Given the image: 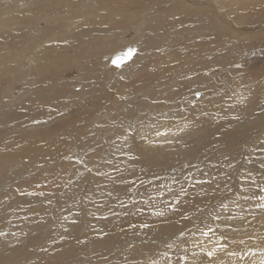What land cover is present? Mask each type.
Masks as SVG:
<instances>
[{
  "label": "bare ground",
  "instance_id": "6f19581e",
  "mask_svg": "<svg viewBox=\"0 0 264 264\" xmlns=\"http://www.w3.org/2000/svg\"><path fill=\"white\" fill-rule=\"evenodd\" d=\"M136 1H138V0H136ZM144 1L146 2V0H144ZM154 1H156V0H154ZM183 1L178 0L177 2H175L176 4L172 8L168 9L166 7L168 10H166L165 7H164L165 8L164 9L161 6L164 9V10H162L163 12L160 11L161 7L159 6L160 7V9H158L159 12L157 11L155 14H153V15L151 14L152 16H155L154 19L152 20L153 17L151 16L152 17L151 21H149L148 17H147L148 22H145L144 25H141L142 27L139 25L140 28L136 27V25H138L140 21L137 22L136 25L134 24L133 28L132 27L131 28L135 29V30H136V28H138V29L136 31L134 30L135 32H133L134 33L133 35H130V36H132L131 39L124 40V42H122V44L123 43L125 44V45L123 44L124 45L123 47H121L122 45L121 46L116 45L117 38L120 39V36L119 37H117L118 35L116 36V34H118V33H114L113 35H105V34L102 35L101 33L105 32L103 29H99L98 31H94V32H97L100 36H96L97 35L96 33H95L96 34L95 36H92V33H94L93 31H89L88 33H83L82 35L77 34V35H79L78 37L74 34V36H76V37L72 38V37H74V36H72L70 38V40H68L69 42L65 43V44H64V42L66 40L65 37H67V34H68L67 32H69V31H67V30L65 31L61 28H60V30L58 28H57L58 30L56 29L57 30L56 34H55L56 37H54V38L51 37L52 33L47 34L49 36V38H47V36L44 34L43 35L39 34V36H37L38 38H36V37L32 38L31 37L30 39L35 40L34 42H36V43L41 41L39 44L35 45V47H34V49L37 52L36 53L34 52L33 58L31 59V57H30V59H27L28 61L25 64L27 66L29 65L32 67V68L31 67L28 68L27 73L24 72V73H26V77L24 74L25 79H27V81H29V79H30L29 77L31 76L32 77L31 79L34 78V81L30 80L29 82H27L23 85H20V83L18 85L17 81L16 82L10 81V85H8L6 87L4 82L2 81L5 79H0V131H3L5 129V126H6L5 130L14 129V127H16V126H14V123H17L18 121L20 122V120H21L20 123L25 124L27 122V120L25 119L26 121H22V120H24V118H28L29 121H31V120H42L43 121V119H48L49 116H53V114H55V112L63 111L64 107H66L65 109L68 110L67 107L75 106V109H71V110L69 109L67 111V113L70 112V114L65 115L64 118L56 121L55 123L46 124L43 126H37L39 128L34 127L33 129H29L27 132V136L31 137L32 143H30L29 148L25 151L23 149H21L23 151H16V150H11L7 147L5 148V146L3 144H1V143H3L2 140H4L5 137L4 136H3L4 138L0 137V152L2 150V153L0 155V239L4 238V239L0 240V248L2 249V247L4 245L5 246L8 245L7 242L12 240L11 243L8 242L12 246H11L10 252L7 255L3 254L4 250L3 251L0 250V264H26L27 261H31L32 263H30V264H67V263L70 264L71 261H73V260H75L76 264H78V263L79 264H90V261H92V260H96V262L93 264H99L101 262H104V260H109L110 259L109 256L113 253H115L116 256L115 255L114 256L116 258H114V256H112L113 257L112 261H116V262L120 263L122 261L127 262L128 259L134 261L133 258L139 256L141 253L144 254V255H142V257L145 258L146 255L148 254V252H150V251L153 252L156 249L155 247L160 243L162 244L159 246V251L161 252L160 254H163L164 250L166 253H165V255L159 256V258H156V257L153 258L154 260L150 264H167V262L170 263L171 261H173L172 260L173 256H171L172 255L171 250L169 251V247H168L170 244L169 242H170L171 238L182 237V236H179L181 231H183L184 234L185 233L189 234L190 228H189L188 221L185 220L183 217L187 216L189 218L190 215L193 213V209L197 206V204L199 202V199L197 197L190 198V196H191V194H194V193L197 194L200 197V204H202L204 201H206V197H208V193H209L208 191H211L213 189V182L215 181V179L212 177L213 174H212V176H210L209 173L211 172V170L212 171H215V170H214V168L213 169L209 168V169H207L209 171H205V170L200 171L198 178H197V176L193 177L194 180L192 181L191 185H193V183H194V185L191 187L187 186L188 189H186V190H188V191H186L184 193L181 192V189L183 188L185 190V188H186V187H184V183H186L185 182L186 179H184V178H186V176L185 177L183 176L181 178L182 175L180 174L181 176L172 180V182H170L171 179L165 180L163 178L164 179L163 180L161 177L164 176L165 174H166V176H168V174L172 175V173H173V175L174 174L178 175V173L173 172V170L175 171V169H173V168H174V165L176 167L177 164H179L180 162L177 164L174 163V165H171V164L174 162V159L176 158V156H178V154H179V156H181V154L184 155L186 153H189L192 150V145L194 146V144H192V143L194 142V137L197 135V130H199V131L201 130V137L204 140L206 137L209 139L210 136L212 135V134H210L212 132L209 129L208 130H206V128L203 129L201 126H200V128L196 129L199 125H195V123H196V120H203L204 119L209 124L211 122V126L215 128V126L212 125V123L214 122L213 117L215 116L214 111L212 113L214 115L213 117L211 115L209 116V112L211 109H213L215 107L216 104L225 102L223 99L224 95H220L219 91L225 92V91H229V90H235L233 87H231V85L228 86V84H226V83L224 84V79L228 78V76L231 75V73L226 74L228 69H226V71H224V69L231 67V66H233V64H235V61H236L235 58L238 57L237 53L238 54L244 53L243 56L247 53L246 54L247 56H245L244 59L245 58L249 59L251 54H253L254 56H257L259 51H260V47L257 48V46H259L258 45L259 43L257 42L258 40L256 41L257 43L254 41H253V43H251V40H250L249 44H250V46L253 47V49L250 47L244 46L242 43V45L241 44L239 45L242 49L239 48V46H237L236 49L230 48V50L231 49L234 50L233 53H231V52H229V54L226 53L223 58H216V57L212 56L213 59H211V60L207 59L206 61H202V63L200 61L197 63H192L193 61L190 62V60H189L190 54L196 53L197 55H199L198 52L200 50L198 47H200V45L203 47V44L205 42H208L212 38L217 40V37H216L217 33H218L219 37H221V39H222V35L228 33L229 28L227 26H225L224 23L218 24L217 21L211 22L212 20L210 21V19H206L207 15H205V17L204 16L202 17L203 14L199 15V14H201L200 12H203L201 7L193 6V4L188 3L187 0H183ZM212 1L215 3L214 0H212ZM62 2H65V1L62 0ZM141 2L144 3L141 0V1H139L140 5H141ZM154 3L157 4L158 2L156 1ZM211 3L212 2H210V4ZM219 3L222 4L221 2H219ZM129 4L131 7L125 5L124 8H122L120 10L121 16H123V18H125L127 20L130 18H132V20H133L134 18H136L138 16L137 15L138 11L144 10L146 8V6H145L146 3L144 4L145 7H139V8H141L140 10L134 9L133 6H135V5L133 4V2L132 3L129 2ZM147 4H148V2H147ZM55 5H57V4H55ZM151 5H153V4H151ZM152 9H154L152 6L151 7L148 6V12L146 10V13H149V12L151 13ZM176 10H177V12L174 13V11H176ZM217 10H218V8L216 9V11ZM225 10H226V8H225ZM36 11H38V10H36ZM212 11L214 12V10H212ZM212 11H210V14H208V16L213 15V14H211ZM222 11H224V10H222ZM257 12H258V9H257ZM118 13H120V12H118ZM143 13H145V12H143ZM203 13L205 14V12H203ZM225 13H226L227 17H229L228 12H225ZM230 13H233V12H230ZM253 13L256 14L255 11H253ZM253 13H251L250 15L254 16ZM181 15L183 16V18L190 17L191 21L195 19L194 18L195 15L199 16V18L196 17V18H198L197 20L195 19L196 20L195 21L196 26L194 28H191V30L185 29V32L189 31L186 34H188V33L191 34V32H192L193 34H191V36H195V38H190V36H187L185 34H183V35H185V37L182 36L180 25L183 21L181 19ZM222 16H224V15H222ZM252 16L247 18L246 21L250 22L252 24H255V26H256L257 25L256 23L259 22L258 19L260 17L258 15H257L258 17L257 16L252 17ZM230 17H231V15H230ZM235 17H234V21L232 20L233 18L231 20L237 26L238 24H241V22H239L240 21L239 17H237V16H235ZM261 18H263V16ZM172 19L174 20V23H172V24H175V26L172 27L173 31L171 32V28H168L169 25H167V24L170 23ZM188 20H186V21H188ZM208 20L210 22H208ZM10 22H11V19H10ZM129 22L132 23V21H130V20H129ZM218 22H220V21H218ZM37 23L38 22H36V24ZM260 23H261V21H260ZM1 24H3V22ZM140 24H142V23L140 22ZM215 24H217L219 26H217ZM17 26H19V24ZM128 27H126L127 30H128ZM251 27H252V25H251ZM8 29H10V28H8ZM113 31H114V28H113ZM118 32L120 33V31H118ZM124 32H125V35H127L126 32H128V31L124 30ZM123 33H121V34H123ZM196 33L197 34L199 33V34L196 35ZM200 33H202L204 35V38H202V39H205V41L201 39L203 44L200 42ZM69 34H71V33H69ZM180 34H181V36H180ZM19 35H21V34H19ZM21 36H23V35H21ZM90 36H91V39L95 38V42H97L96 45H95V42L92 43L90 41L91 40L89 38ZM69 37H70V35H69ZM170 37H171V40L167 41L166 42L167 44L163 43L164 40L166 41ZM172 37H175V38L172 39ZM182 37L185 38L184 39V42H185L184 45H186V52L188 53L186 55L178 51L180 48H178L179 45L176 43V41L178 39L181 40ZM105 38H107V41L105 40ZM128 38H130V37H128ZM30 39H28V40L31 41ZM121 39L123 41V38H121ZM53 40H56L55 41L56 44L51 43V41H53ZM59 40H61V41L64 40V41H63V43H61V41H59ZM252 40H254V39H252ZM109 41H110L109 44H106V43L104 44V42H109ZM31 42H33V41H31ZM48 42H50V43H48ZM100 42L103 43L105 48H109L107 50H104L102 53L100 52L102 54V55L101 54L100 55L103 56V58H104V56L106 57L105 61L102 62L101 66L104 67V70L107 71V72H104L107 75L110 73L111 74L114 73V75H115V73H117V76L112 77V78H114V80L111 83L114 82V85L116 87L115 90L119 91L120 94H123V98H124L123 100L118 99L117 97H119V96L117 94H116L117 96H111V92L104 89V87L106 86V85H104L105 80L107 83L109 75L106 76L107 77V79H106L105 75H104V77H102L103 75L98 74L100 79H102V83H103V81H104V83L102 85L101 84L96 85V87H95V84H97L96 80H98L99 78L98 77L94 78V76H90L89 78L87 77L88 80L86 81L87 84L85 85L87 88H85V86H84V88L82 87L83 88L82 90H77V91L73 90V91L69 92L66 90L67 89L66 86H68L70 83L72 84L74 81L68 82L70 80L65 81L64 79H66L68 77L70 78L69 75L72 74L71 72L68 73L66 70V71H64V73L62 71H59L58 73H56L54 75H50L51 73H49L48 71L45 70V68L49 67L50 64H48L47 62L45 64L35 63L36 60H38V59L40 62H42L44 56L48 52L57 51L58 50L57 47L61 48L60 50H58V52H61V53L64 52L65 53L64 50H69L68 47L74 49L75 45L87 46V45L91 44L92 46L88 48L89 50H91V49H94L96 47L101 48L102 44H98ZM221 42H222V40H221ZM217 43H218V41H217ZM6 44H9V43H6ZM129 44H132V46L136 47L135 52L133 53L132 57L130 59H124L121 62L120 67H115L113 62L111 61L112 55L116 52L122 51ZM8 46H10V44ZM11 46H12V44H11ZM117 46L119 48L120 47L121 48L118 49ZM63 47H66V48L62 49ZM170 47H173V48H170ZM100 48H98V49H100ZM102 48H103V46H102ZM169 48L171 50H169ZM203 48H205V47H203ZM23 50H25V48H23ZM166 50H168V51H166ZM196 50H197V52H195ZM143 51H151V52L147 53V54L145 53V56L144 55L142 56ZM157 51H159V52L156 53ZM90 52H92V50L89 51V53ZM85 53H86L85 48H83V51H81L82 56H80V54H79L78 57L77 56H75V57L71 56L70 58H67L66 54H62L59 57V59H60L59 62H62V61L69 59V61L71 63L78 64V62L75 63V61H77L78 58H81V57L83 59ZM19 56L21 58V55H19ZM14 58H17V57H14ZM97 59H99V58H97ZM100 59H102V57H100ZM19 60L17 59L16 62L19 63L20 62ZM34 60H35V62H34V64H32ZM80 62L81 61L79 60V63ZM94 62L95 63H93V64H96V61H94ZM182 62H184L185 65H187L188 68H190V69H192L193 66L195 67L196 65H199V64L202 65L203 70L201 71V73H204L206 70L208 71V72L204 73V75L206 77L200 75L196 79L195 76L191 72H189L190 69H187L185 71L187 77L184 78L183 82H182V79L180 78L181 82L174 84V80H171L170 81L171 84H168L169 78H176L179 75L177 73H172L170 76V74H169L170 71L176 66H178L177 68L180 69L181 64L180 65H178V64L182 63ZM13 63H15V62H13ZM21 64H23V63L21 62ZM80 64H78V65H80ZM71 65H73V64H71ZM86 65L87 64H85V66ZM96 65H98V64H96ZM96 65H93L92 68L93 69H94V67L96 68ZM21 66L19 64V67H21ZM58 67H60V66L58 64H56L55 68H58ZM74 67H76V66H74ZM80 67H83V64H82V66L80 65ZM26 68L24 67V69H26ZM95 71H96V69H95ZM61 72L63 73V74H61L62 77L59 76V73H61ZM74 72H75V70H74ZM101 74H103V73H101ZM188 74H191V76L192 75L193 76L188 78V76H190ZM207 75H211V77H207ZM118 76H122V79L120 77L121 80L119 82H118L119 79L117 78ZM212 77H214V78H212ZM16 79H18V78H16ZM54 79H55V81L58 80L61 82L64 80L67 83L62 82V84L59 85L60 86L59 87V86L52 84V81ZM72 79H74V78H72ZM5 81H8V80L6 79ZM216 81L220 82L219 86L222 84L225 85L226 90L224 88L221 90L216 89L214 84H211V83L216 82ZM253 81H252V83H253ZM79 82L81 83V79H80V81H77V82L75 80L74 83H79ZM82 82L84 83L85 81H82ZM99 82H100V80H99ZM232 83H234V80H232ZM121 84H123V86ZM89 85H91L90 90L88 89ZM153 85H155L154 89H153ZM71 86H69V88L74 87V85L72 87ZM174 86H176V87H174ZM249 87L251 88V86H249ZM249 87H247V89H245V93L247 91L250 92ZM263 87H258L257 83L252 84V88L254 90H256V92L258 90L259 93H262V94H260V96L264 95V88ZM30 88H33L32 91ZM173 88H176L177 92L173 91ZM184 88H186V89L184 90ZM181 90L186 91L188 94L186 92L181 91ZM197 92H200V96H198L196 98L193 95L196 94ZM184 93H186V94L184 95ZM245 93L242 94V93H235L234 92L233 95L231 94L232 95L231 103L228 102L227 105L228 104H230V105H228V108H226V110H228V111L231 110L232 112L238 111L239 109H242V112H243L244 108L247 109V111H249L248 117L246 115L247 118H245L249 124H243L242 123L243 125H245V127L242 130H246L245 132L247 134L245 132H244V134L239 133V134L243 135V136H241L242 138L239 139V142H244V143H245L246 138L249 140L250 139H254V140L258 139L260 137L261 133H263V131H261L262 127L260 125H264V106H262V105L260 107L258 106L257 108H254L255 112L250 113V107H248L247 104L251 105L250 103H251V101H252L251 99L253 97H251V99H247L248 98L247 96H249V94L246 96ZM154 94H156V95H154ZM189 94L191 95L190 97H188ZM76 96L77 97L78 96H82V97L85 96V99H84V101L82 98H80L79 100L78 99L76 100L75 99ZM253 96H254V94H253ZM60 97H65V99H67L70 102L69 105L61 107V109H60V107H57V103L60 105V103H59ZM255 98H256V95H255ZM103 99H104V101H103ZM185 99L189 100V102L192 101L195 104H191V106L186 107L185 104L182 103L183 101H185ZM243 100H244V104H243V102L241 104L240 102ZM255 100L256 99H254L253 103L257 102V100L256 101ZM108 101H110V103L104 107L105 108L104 113H106L107 115L104 116L105 114H103V110L100 111V107L98 108L96 106L98 104H104L105 102H108ZM253 103H252V105H253ZM86 104H89V106L92 104V106L95 107V109H97V111H91L90 112L89 109L86 107ZM200 104L202 105L201 107H203V109L201 107H199ZM60 106H62V105H60ZM219 106H221V104H219ZM6 107H10V108H12V110L10 112L9 111L3 112V109H5ZM46 107L49 108V110L51 112L50 114H47L45 112ZM197 107H199V108H197ZM222 107H223V105H222ZM26 108H28L27 111H25V112L21 111V109L26 110ZM248 108H249V110H248ZM65 109H64V111H65ZM191 109H192V112H189ZM73 110H76L77 112H75ZM223 110H225V109H223ZM207 111H209V112H207ZM239 112L241 113V111H239ZM239 112H237V114H239ZM220 113H218V114H220ZM210 114H211V112H210ZM151 115L153 116V118H151ZM228 115H230V114H228ZM228 115H226V116H228ZM55 116H57V115H55ZM102 116H104L105 118L101 119ZM222 117H224V116H222ZM230 118H231V116H230ZM47 121L48 120H46V122ZM100 121L105 123V125H101ZM95 122H96V124L99 125V128L97 129V131H99V133L102 134V135L100 134L101 137L104 134H108V136L105 138V140H103L102 138L100 139V137H98L97 135H93V134H92V136L90 135L91 139L88 136L89 132H91V130H92L90 128L94 127ZM48 123H50V122H48ZM240 123H241V121H240ZM240 125H238V126H240ZM218 127H219V125H218ZM83 128H86V129L84 130ZM257 128H258V132L261 131L258 136H256L255 138H254V136L251 137L252 135L248 136L249 133L255 132L253 130H255ZM81 132L87 134L88 138L90 139V140L88 139V141L85 139L87 141V143H85V141L83 142V144H85V147L83 149H90V146L92 147L93 145L95 147H100V148H97V151L93 155L88 154L85 157V159H78V158H76V155L74 154V153H77V147L73 144V141H77V140L85 137L84 136L81 138ZM232 132H233V130H232ZM1 133H3V132H1ZM157 133H160V134L158 135ZM219 133L221 134L222 137H224V138H222V140H220L223 143V145L226 146L227 144H224V143H229V142L233 141L231 139L227 140V138L232 136L229 131L220 130ZM216 135L219 136V134H216ZM95 136H97L98 138ZM26 137H25V139H27ZM70 137H72V138H70ZM15 138L18 139V136ZM72 139H73V141L69 142V140H72ZM115 139L118 141H116ZM110 140H113L111 145H110V142H111ZM94 141L96 143H94ZM211 141H212V138H211ZM22 142H23V140H22ZM68 142H69V144H67ZM78 142L81 143L82 141H78ZM195 142H198V141H195ZM234 142H236V141H234ZM16 143H18V141ZM77 143L75 142V144H77ZM99 143H102V147ZM104 143H105V145H103ZM63 144H65V148L59 147ZM96 144H98V145H96ZM205 144L207 145V143H205ZM217 144H219V143L217 142ZM11 145L13 147L15 145V142H14V144H11ZM70 145L72 147L68 148L67 151L65 153H63L66 150V148ZM223 145H222V147H223ZM245 145H246V143H245ZM209 146H210V144H209ZM217 147L221 148L220 144ZM246 147H248V144ZM211 148H212V145H211ZM211 148H210V150L212 151ZM102 149L105 150V153H104V155L99 156ZM204 151L206 152L207 150L204 149L202 151H196V149H195V151H194L195 153L193 152V155L195 154L196 159L190 161V165L192 164L194 166H197L204 161L203 159H207L208 157L205 158V156H204V158H201V156H203V155L199 153V152H203V154H204ZM249 151H250V147H248L246 149V154H248ZM221 152L217 153V154H219V157L214 159L216 161L215 163L211 162V161H213L212 159H209V162H211V165H214V166L216 165L217 167H220L219 170L222 169V167L224 168L225 165H227V164H225V160L228 162H230L229 160L233 161L234 155L236 156V151L233 150V148H231L230 146L225 149V151L222 153L223 154L222 156H220ZM255 152L260 153L261 151L258 152L257 150H255ZM60 153H62V155H65L67 153L65 155V157H68L69 161L68 160L67 161L62 160L61 162L57 161V160L55 161V159L58 158L60 160V158L62 157V155L61 156L59 155ZM134 154H137L138 156L143 157L145 159L144 162H145L146 169L144 168V173L147 174L145 177L146 179H144V176H143V179H141L140 181L138 180V182L140 183L142 181L143 184H144V182L147 183V191L150 193V195H152V197L154 196V203H158L159 205H162L163 209H162V211L160 210V212H159V210H157L158 211V213H157L155 206L152 205L155 208V210H154L152 208V206H149V204L145 203L146 205L149 206V207L145 206L146 209L152 208L153 211H155V212L152 213V212H147V210L146 211L142 210L143 212L145 211V213L147 212L146 216L140 217V215H139L140 213H138L137 214L138 216L134 217V218L140 220L141 223H139V221H137L135 219L134 220L133 219H128V220L126 219L127 220V222H126L127 227L124 225L123 229L113 228V225L114 224L116 225L117 221L120 222L122 216H124L127 212L129 213L133 210V206L128 204L129 201H128V203H126V200L128 198H124V196L130 192H132V193H130L131 195L138 193V190L136 188L142 187V185H139L136 188L135 187L133 188L131 184H130V186L125 185V187H123L119 184L120 183L119 180L121 178H123L124 176L127 177L128 170L130 173H132L131 169L133 167L131 168V166L134 165L136 162H141V160L137 156H136V158H138L139 160H134V157H133ZM143 154H144V156H143ZM146 154H147V158L145 157ZM156 154H158V155H156ZM198 154H199V156H198ZM206 154L208 156V153H206ZM238 154H239V152H238ZM130 155H132V156H130ZM151 155H152L151 160H152L153 164L154 163L159 164L160 162H158V159L163 160L162 159L163 157L161 158L160 155L164 156V158H165L164 160H167V161L164 162L162 165H159L158 167H151L150 168L149 164L151 162L149 161V159L151 158ZM102 156H103V159H102ZM209 157H212V156H209ZM236 157L239 158L240 156L237 155ZM25 158H30L32 160L35 158V161H34V163L33 162H29V163L23 162L24 164L20 166L21 169L19 168V166L18 167L15 166V168L12 170V177H10V176L8 177L7 171L10 168V167H8V165L11 164L12 162H13V164H16L18 162L20 163V161H18V160H23ZM256 158L257 157H254V159H256ZM177 159L179 160V158H177ZM239 159H241V157ZM242 159H243V156H242ZM260 159L263 160V158H260ZM131 160H133V161L130 162ZM236 161L239 162V160H236ZM253 162H254V160H253ZM86 165H87V167H86ZM155 165L156 164H154V166ZM40 166H43V168L40 169L39 168ZM84 167H86V168H84ZM137 167H139V166H137ZM253 167L258 169L259 174L261 173L259 171V169L264 170L263 168H261V163L260 164H258V163L254 164L253 163ZM87 168H89V172H87L86 174H83V176L81 175L82 177L77 176L76 177L77 179H75V178L71 179L75 174H78L79 172L86 171ZM255 168H254V170H255ZM182 169H183V167H182ZM240 169L238 171H240ZM90 171H91V173H90ZM33 172H34V174H32L31 178L25 179V180H23L21 178V177H24L23 175H25L27 173L31 174ZM92 172H94V173H92ZM134 172H136V171H134ZM220 172H221V170H220ZM96 173H98V180H97L98 183H96V185H95L96 187L93 186L94 189L89 188V189L95 190V192L92 191V192H94V194H93V197H91V196H89L90 190L88 188H86L88 190H85L83 192H81V191L85 188V186H87L86 185L87 180L90 178L94 179ZM115 173L117 175H114ZM130 173H129V175H130ZM139 173H140V171H139ZM80 174L81 173H79V175ZM141 174H143V173L141 172ZM253 174L254 173H252V176H253ZM263 174H261V175L263 176ZM9 175H10V173H9ZM55 176L59 177L58 182L60 183V185L58 184V186L56 188H54V185L56 183L52 187H51L52 183L50 185V182L55 178ZM118 178H120V179L117 180ZM141 178H142V175H141ZM152 178L155 181H157V183L155 182L154 184H152V183L150 184L149 180H153ZM169 178H171V177L169 176ZM224 178H222V179H224ZM129 179H131V178H129ZM136 179H138V178H136ZM146 180H148V181H146ZM191 180H192V178H191ZM261 180L263 181L262 177H261ZM13 181L15 182V184L12 183ZM117 181H118V183H117ZM134 181H135V179H134ZM61 183H64V184L62 185ZM135 183H136V181H135ZM135 183H133V184H135ZM10 184H13L14 187L13 186L11 187ZM65 184H67L68 187H66ZM78 184H79V186H78ZM170 184H172L173 186H171ZM9 185H10V188L8 187V189L5 190L6 186H9ZM209 188H212V189L209 190ZM130 189H132V190H130ZM199 189H201L203 192H197V190H199ZM154 190L159 191L160 193L153 195ZM29 191L31 192L30 195L28 197L25 196ZM52 191H53V195H52ZM107 192L109 194V197L111 194L114 193L113 197L109 198L106 195ZM57 194H60V195L62 194V196L60 198H57L56 197ZM116 194H118V196ZM186 194H188V196H186ZM211 194L212 195H210V196L213 197L215 193H211ZM131 195H128V197H130ZM74 196H76V197H74ZM104 196L107 197V200H109V201L111 200V203H107L106 199H102V200L100 199L101 197H104ZM114 196H116V197H114ZM95 197H96V200L98 199V202L99 201L101 202L100 208L101 207L104 208V204H103L104 202H106V206L109 205L108 207H110L111 212H113L112 219L111 218L108 219L110 217L109 215H112V214H109L110 209H108L107 207H106V209L104 208V211H103V209L98 210V211L96 210V213H92L90 208L92 207V209L95 210V208L92 205L95 202L93 200V198L95 199ZM130 198H132V200H134V196H131ZM65 199H69V202H70V203H68L69 205L66 204L67 201ZM136 200H138V199H136ZM243 200H245V199H243ZM147 201L148 200H146V202ZM228 202H230V201H228ZM254 202H256V201H254ZM171 203H174V207L172 208L173 210L169 207L170 206L169 204H171ZM256 203H254L253 205H255ZM64 204H66L67 207L65 205L66 208H64V210H63L62 208L64 207ZM121 204L125 205V206L128 205L129 206L128 209L129 208L130 209L129 210L127 209L128 210L127 212H126V210H124V211L120 210L121 212H119L117 206L121 205ZM142 204H141V206H142ZM158 204L157 205L155 204V205L158 206ZM89 205H90V207H89ZM137 205H140V203ZM225 205H227V204L225 203L223 206L224 211H232V210H237V209L241 208V206L237 207V205H234V203L232 204V202L228 203V206H226V207H225ZM241 205H243V206L246 205V208L248 207L247 204H241ZM248 205H250V203H248ZM251 205H250V208H251ZM40 206H41V208H40ZM53 206L54 207L56 206L57 211H59V213H62V215L57 216L58 214H57V212H55ZM138 209H139V207H138ZM140 209H143V208L140 207ZM69 210H72L74 212L69 211ZM149 211H151V210L149 209ZM240 211H242V210H239V211L233 212V213H225L220 218V221L223 223L218 224L221 227L220 231L222 232V234L224 236L228 235L227 230H230V231L235 232L236 234L243 233L244 235L248 234L251 237H255L252 239H248V240L244 241L243 243L240 242V245L243 247L251 248V249H249V251L247 253L248 257L250 259L253 257H257L261 262L262 260H264V246L261 245L262 240H264V232H261L260 230H258V233H256V231H253L251 229V226L247 227V228H241L240 223L238 224V223L234 222V221H237L240 219V213H239ZM248 211L253 213V215H254L253 219H255L256 222L258 221L259 227H261V225L264 226V221H262V219H260V220L256 219V217L264 216V202L259 204L257 206V208L253 207V208H251V210H248ZM93 212H95V211H93ZM82 213H84V214L86 213L87 217H89V218H83L82 219L81 218ZM164 213H165V215H164ZM28 214L34 215V218H33L34 220L32 219L31 216H29L31 218L28 217L25 219V217L28 216ZM133 214H135V212ZM133 214H132V216H133ZM130 215H129V217H132ZM74 216L77 219L73 222L75 224L72 225V223H71V227L69 226L70 228H68V229L65 228L69 225V220L71 218H73ZM155 216H159V217L168 216L169 221L164 219L162 221L153 223L155 221L153 219ZM11 217H14V221L12 220L13 223L16 221L19 222V223L13 225V227L15 228L13 230V233L3 231L5 229L4 224H7V220H9ZM90 217H91V220L93 222L92 227H94V229L91 231H92V233L94 231L98 232V233L94 232L97 235H94V234L92 235V233L90 231ZM137 217H139V218H137ZM127 218H128V216H127ZM172 219L174 220V222L172 221ZM112 220L114 222H112ZM12 221L10 219V222H12ZM110 222L114 223V224H112V226H110L112 229L111 228L108 229L109 231L112 230V232L110 231L109 233H106L107 230L105 228V224H106V227L108 228V225H110ZM53 223H55V224H53ZM120 223H122V222H120ZM142 224H144V225H142ZM229 224H234V227L226 229V227L229 226ZM9 226H11V225L9 224ZM53 226H55V227L53 228ZM82 226H84L86 228V231L84 233H81V231H83V230L79 231V229H81ZM51 228H53V230ZM140 229H141V232H140ZM250 229H251V232H248ZM47 230H48V232L46 233ZM133 231H134V233H133ZM136 232H139V233H136ZM10 233H11V235H10ZM88 235H90V236H88ZM11 236L13 237L12 239L9 238ZM22 238H25L26 241L23 242ZM207 239H209V238L205 237L203 235H200L198 238V240H201V243H204V240H207ZM14 241H15V243H14ZM18 241H20V242H18ZM174 245L175 244H173L171 246H174ZM180 245H182V243H180ZM184 245H186V244H184ZM223 245H225V243H223ZM12 247H14V248H12ZM245 250H247V249H245ZM245 250H243V251H245ZM216 252L217 253L214 255V256H216L215 259H218V260L222 259V261H224V262L221 264H228V262L230 261V257L226 258V252L218 251V250ZM187 255H191V251H188V253H186V256ZM192 255H194V252L192 253ZM102 256H104L103 260H102ZM92 257H94V259H92ZM183 257H185V256H183ZM86 261H89V262L86 263ZM195 261H196V259H195ZM128 262L130 264H134L130 261H128ZM106 263H107V261H106ZM234 263L235 262H233V260L230 262V264H234ZM244 263H248V262L246 261Z\"/></svg>",
  "mask_w": 264,
  "mask_h": 264
},
{
  "label": "rangeland",
  "instance_id": "374dc122",
  "mask_svg": "<svg viewBox=\"0 0 264 264\" xmlns=\"http://www.w3.org/2000/svg\"><path fill=\"white\" fill-rule=\"evenodd\" d=\"M36 1V2H35ZM43 1V2H42ZM45 1V2H44ZM60 1V2H59ZM63 1H65V2H62V0H0V24L3 22V24H1L0 26V79H7L8 81H5V80H2L3 82H4V84H5V86L7 87L8 85H10V81H17V83H18V85H19V83H20V85H23V84H25V83H27V82H29L30 80L32 81H34V78L33 79H31L32 77L30 76L29 78V81H27V79H25V77H26V73L28 72V68H30L31 66H27V65H25L26 64V62L28 61L27 59H30V57H31V59L33 58V54H34V52L36 53L37 51L34 49V47H35V45H37V44H39L40 42H38V43H36V42H34L35 40H32V39H30L31 37L32 38H38L37 36H39V34L40 35H46L47 36V38H49V36L47 35V34H51V37L52 38H54V37H56V31L59 29L60 30V28L61 29H63V30H67V31H69V32H67L68 34H67V37H65L66 38V40H65V42H64V44L65 43H68L69 41L68 40H70V38L72 37V36H74V34L78 37L79 35H82L83 33H88L89 31H98L99 29H103L105 32H102L101 34L103 35V34H105V35H113L114 33H118V34H116V36L117 37H119L120 36V39L119 38H117V43H116V45H122L121 47H123L124 45L122 44V42H124V40H129V39H131L132 38V36H130V35H133L134 33L133 32H135L138 28H136V30L135 29H132L133 28V26H134V24L136 25L137 24V22H141L142 24H140V22H139V24L138 25H136V27H139V25L141 26V25H144V23L145 22H148L147 21V17H148V20L149 21H151V18H152V20L154 19V17L155 16H152L153 14H155L157 11H158V9H160V7L162 6L163 8L165 7H167L168 9L169 8H172V7H174V5L176 4L175 2H177L178 0H156L158 3L156 4V3H154V2H156V1H154V0H146V2L144 1V0H142L144 3H142L141 2V5H140V3H139V1H141V0H138V1H136V0H63ZM114 1V2H113ZM123 1V2H122ZM130 3H132L133 2V4L136 6H133L134 7V9H136V10H140L141 8H139V7H145L146 6V8L144 9V10H140V11H138V13H137V17L136 18H134L133 20H132V18H130V19H125V18H123V16H121V9L122 8H124V6L126 5V6H129V7H131L130 6V4H129V2ZM154 1V2H153ZM166 1V2H165ZM180 1V0H179ZM181 1H183V0H181ZM215 1V3L212 1V0H187V2L188 3H191V4H193V6H198V7H201L202 8V11L203 12H205V14L203 13V12H200L201 14H199V15H202V17L204 16L205 17V15H207L206 16V19H210V21L211 22H215V21H217V23L218 24H220V23H224L225 24V26H227L228 28H229V31H228V33H226V34H224V35H222V39H221V37H219V35H218V33L216 34V37H217V40L216 39H214V38H212V39H210L208 42H205L204 44H203V42L201 41V39L202 38H204V35L202 34V33H200V42L203 44V47H205V48H203L201 45H200V47H198L199 48V52H198V54L199 55H197L196 53L194 54V53H192V54H190V56H189V60H190V62H192V63H197V62H201L202 63V61H206L207 59H209V60H211V59H213L212 58V56L213 57H216V58H223L224 57V55L227 53V54H229V52H231V53H233V49H231L230 50V48H234V49H236V47L237 46H239L240 44L242 45V43H243V45L244 46H247V47H250V48H252L253 49V47L252 46H250V40H251V43H253V41L254 42H256L257 40V42L259 43L258 45L259 46H257V48L258 47H260V51H259V53H258V55L257 56H254L253 54H251L250 55V58L248 59V58H245L244 59V57L245 56H247L246 54L243 56V54L244 53H240V54H238L237 53V55H238V57L237 58H235L236 59V61H235V64H233V66H231V67H228V68H225L224 69V71H226V69H228V71H227V73L226 74H228V73H231V75L230 76H228V78H225L224 79V84L226 83V84H228V86H230L231 85V87H233L235 90H229V91H225V92H223V91H219L220 92V95H224V101L225 102H222V103H219V104H221V106H219V104H216L215 105V107L213 108V109H211L210 110V112H211V114H210V112L209 111H207V112H209V116L211 115L212 117L214 116L212 113H213V111H214V114H215V118L213 117V119H214V122L212 123V125L213 126H215V128L214 127H212L211 126V122H210V124L206 121V120H196V123H195V125H199L196 129H198V128H200V126L204 129V128H206V130H210L212 133H210V134H212L211 136H210V138L208 139L207 137L205 138V140L201 137V130L199 131V130H197V135L194 137V142L192 143V144H194V146L192 145V150L189 152V153H186V154H184V155H182L181 154V156H179V154H178V156H176V158L174 159V162L171 164V165H174V163H179V164H177V166L175 167V165H174V168L173 169H175V171L173 170V172H175V173H178V175H176V174H174L173 175V173H172V175L171 174H168V176H166V174L164 175V176H162L161 178L163 179H165V180H170V182H172V180H174V179H176V178H178L179 176H181V178L184 176H186V178H184V179H186V183H184V187H186L185 188V191L184 192H186V191H188V190H186V189H188L187 188V186H193L194 185V183H193V185H191L192 184V181L194 180V176H197V178H198V176H199V172L200 171H209V170H207V169H209V168H214V170L215 171H212L211 170V172L209 173V175L210 176H212V174H213V178L215 179V181L213 182V189L212 188H209V190H211V191H208L207 193H208V197H206V201H204L202 204H200V197L197 195V194H191V196H190V198H192V197H197L198 199H199V202H198V204H197V206L193 209V213L190 215V217H189V219L187 220L188 221V224H189V228H190V232H189V234H184L182 237H178V238H171V240H170V244L169 245H173V244H175L174 246H171V247H169V251L171 250V253H172V255L171 256H173V258H172V260L175 262H173V261H171L170 263L169 262H167V264H221V263H223L224 261H222V259H215L216 258V256H214V257H212V258H209V257H207L206 255H204V253H206L207 251H210V250H213L214 248H216V245H217V242L219 241L221 244H223V243H225V246H226V248H227V251H231V252H235L236 253V255H234V256H229V255H227L226 254V258L227 257H230V261L228 262V264H230V262L233 260V262H235L234 264H260V260L257 258V257H253V258H249L248 257V255H247V253H248V251H249V249H251V248H249V247H243V246H241L240 245V242L241 243H243L244 241H246V240H248V239H252V238H255V237H251L250 235H248V234H246V235H244L243 233H240V234H236L235 232H233V231H230V230H227L228 231V235H226V237H227V239H224V235H221L222 234V232L220 231L221 229V227L218 225L219 223H223V222H221L220 221V218L225 214V213H233V212H237V211H239V210H242V211H240L239 213H240V219L239 220H237V221H234V222H236V223H240L241 225H240V227L241 228H247V227H250L251 226V229L253 230V231H256V233H258V230H260L261 232H264V226H262L261 225V227H259L258 226V221L256 222V220L255 219H253V213L252 212H249L248 210H251V208H253V207H256L257 208V206L259 205V204H261V203H263L264 202V199H261V197H264V192H260L259 191V187L260 186H262V185H264V170H261V169H259V171L261 172L260 174H259V172H258V169L257 168H255V167H253V163L254 164H256V163H258V164H260L262 161H264V125H260L262 128H261V131H263V133H261V135H260V137L258 138V139H256V140H254V139H247L246 138V140H245V143H246V145H245V143L244 142H239V139L240 138H242L241 136H243L242 134H244V132L246 131V130H242L244 127H245V125H243V124H249L247 121H246V119L245 118H247L248 117V113H249V111H247V109H245L244 108V111L242 112V109H239L238 111H235V112H232L231 110L230 111H228V110H226V108H228V105H230V104H228L227 105V103L229 102V103H231V97H232V95L234 94V92L235 93H245V89H247V87H249V86H251V88L249 87V91L250 92H246L245 93V95L247 96L248 94H249V96H247L248 98L247 99H251V97H253L251 100V105H249V104H247V106L248 107H250V113H252V112H255L254 110V108H257L258 106L260 107L261 105L262 106H264V95H262V96H260V94H262V93H259V91L257 90V92H256V90H254L253 88H252V84L253 83H257L258 84V87H263L264 86V0H214ZM258 1V2H257ZM147 2H148V4H147ZM164 2V3H163ZM184 2V1H183ZM210 2H212L211 4H210ZM219 2H221L222 4H220ZM260 2V3H259ZM45 3V4H44ZM51 3V4H50ZM54 3V4H53ZM129 5H128V4ZM140 5H138V4ZM146 3V4H145ZM166 3V4H165ZM55 4H57V5H55ZM60 4V5H59ZM122 4V5H121ZM144 4H145V6H144ZM150 4V5H149ZM151 4H153V5H151ZM161 4V5H160ZM164 4V5H163ZM220 4V5H219ZM63 5V6H62ZM259 5V6H258ZM59 6V7H58ZM123 6V7H122ZM148 6L149 7H153L154 9H152L151 10V13L149 12V13H146V10H147V12H148ZM160 6V7H159ZM12 7V8H11ZM76 7V8H75ZM110 7V8H109ZM161 7V10L160 11H162V10H164L163 8ZM223 7V8H222ZM19 8V9H18ZM115 8V9H114ZM119 8V9H118ZM166 8V10H168ZM218 8V10L216 11V9ZM225 8H226V10H225ZM23 9V10H22ZM65 9V10H64ZM68 9V10H67ZM75 9V10H74ZM257 9H258V12H257ZM36 10H38V11H36ZM60 10V11H59ZM118 12H120V13H118ZM171 10V9H170ZM212 10H214V12L212 11ZM222 10H224V11H222ZM9 11V12H8ZM30 11V12H29ZM51 11V12H50ZM72 11V12H71ZM130 11V10H129ZM145 12V13H143V12ZM210 11H212L211 12V14H213V15H209L208 16V14H210ZM253 11H255L256 12V14H254L253 13ZM26 12V13H25ZM159 12V11H158ZM163 12V11H162ZM177 12V10L176 11H174V13H176ZM225 12H228V16L229 17H227V15H226V13ZM230 12H233V13H230ZM238 12V13H237ZM21 13V14H20ZM54 13V14H53ZM106 13V14H105ZM240 13V14H239ZM251 13H253V15L254 16H259L260 18L258 19V21L259 22H257L256 24V26H255V24H252V23H250V22H247L246 21V19L247 18H249V17H251L252 15H250ZM260 13V14H259ZM152 14V15H151ZM224 15V16H222V15ZM233 14V15H232ZM239 16H238V15ZM262 14V15H261ZM2 15V16H1ZM132 15V14H131ZM130 15V16H131ZM145 15V16H144ZM230 15H231V17H230ZM243 15V16H242ZM248 15V16H247ZM144 16V17H143ZM152 16V17H151ZM233 16V17H232ZM235 16H237V17H239L240 18V21L239 22H241V24H238L237 26L232 22V20L234 21V17ZM254 16H252V17H254ZM257 16V17H258ZM263 16V18H261ZM194 17V16H193ZM196 17H198L199 18V16L198 15H195V19L197 20L198 18H196ZM221 17V18H220ZM233 18V19H232ZM236 18V17H235ZM10 19H11V22H10ZM41 19V20H40ZM181 19H182V23H181V25H180V28H181V33H182V36H184L185 37V35H187V36H190V38H195V36H191V34H193L191 31V34H186L187 32H189V31H186L185 32V29H189V30H191V28H194L195 26H196V24H195V19L194 20H190L191 18L190 17H186V18H183V16L181 15ZM189 19V20H188ZM193 19V18H192ZM232 19V20H231ZM28 20V21H27ZM30 20V21H29ZM37 20V21H36ZM129 20L130 21H132V23H130L129 22ZM137 20V21H136ZM142 20V21H141ZM186 20H188V21H186ZM124 21V22H123ZM128 21V22H127ZM209 20H208V22H210ZM218 21H220V22H218ZM260 21H261V23H260ZM16 22V23H15ZM22 22V23H21ZM32 22V23H31ZM36 22H38L37 24H36ZM41 22V23H40ZM126 22V23H125ZM134 22V23H133ZM207 22V21H206ZM6 25H5V24ZM110 23V24H109ZM172 23H174V20L172 19L171 20V22L170 23H168L167 25H169L168 26V28H171V32L173 31L172 30V27H174L175 26V24H172ZM259 23V24H258ZM16 24V25H15ZM19 24V26H17ZM228 24V25H227ZM237 24V23H236ZM245 26H244V25ZM56 25V26H55ZM59 25V26H58ZM78 25V26H77ZM117 25V26H116ZM215 25H217V24H215ZM231 25V26H230ZM243 25V26H242ZM251 25H252V27H251ZM9 26V27H8ZM22 26V27H21ZM27 26V27H26ZM30 26V27H29ZM48 26V27H47ZM50 26V27H49ZM129 26V27H128ZM186 26V27H185ZM217 26H219V25H217ZM235 26V27H234ZM29 27V28H28ZM110 27V28H109ZM126 27H128V30L126 29ZM132 27V28H131ZM142 27V26H141ZM8 28H10V29H8ZM20 28V29H19ZM58 28V29H57ZM113 28H114V31H113ZM123 28V29H122ZM131 28V29H130ZM140 28V27H139ZM236 28V29H235ZM2 29V30H1ZM39 29V30H38ZM53 29V30H52ZM57 29V30H56ZM38 30V31H37ZM48 32H47V31ZM124 30H126V31H128V32H126V34L127 35H125V32H124ZM132 30V31H131ZM135 30V31H134ZM184 30V31H183ZM194 30V29H193ZM19 31V32H18ZM45 31V32H44ZM55 31V32H54ZM118 31H120V33L118 32ZM130 31V32H129ZM217 31V30H216ZM223 31V30H222ZM9 32V33H8ZM43 32V33H42ZM47 32V33H46ZM73 32V33H72ZM124 32V33H123ZM224 32V31H223ZM36 33V34H35ZM42 33V34H41ZM69 33H71V34H69ZM97 35H96V34ZM121 33H123V34H121ZM19 34H21V35H23V36H21V35H19ZM77 34H79V35H77ZM183 34H185V35H183ZM199 34V33H198ZM197 33H196V35H198ZM69 35H70V37H69ZM100 36L97 32H94V33H92V36ZM123 35V36H122ZM203 35V36H202ZM28 36V37H27ZM76 36H74V37H72V38H75ZM122 36V37H121ZM180 36H181V34H180ZM13 37V38H12ZM27 37V38H26ZM128 37H130V38H128ZM184 37H182V39L181 40H177L176 41V43L179 45V47L178 48H180L178 51L179 52H181V53H183V54H188L187 52H186V45H184ZM253 37V38H252ZM7 38V39H6ZM22 38V39H21ZM90 39H91V36L89 37ZM108 38V37H107ZM107 38H105V40L107 41ZM121 38H123V41H122V39ZM175 37H172V39H174ZM181 38V37H180ZM26 39V40H25ZM28 39H30L31 41H33V42H31V41H29ZM57 39V38H56ZM252 39H254V40H252ZM7 40V41H6ZM19 40V41H18ZM52 40V39H51ZM104 40V41H105ZM171 40V37L170 38H168L166 41L164 40V42L163 43H165V44H167L166 42L167 41H170ZM202 40H204L205 41V39H202ZM221 40H222V42H221ZM231 40V41H230ZM55 41L56 40H53V41H51V43H54V44H56L55 43ZM59 41H61V40H59ZM63 41L64 40H62L61 41V43H63ZM92 43L93 42H95V38L94 39H91L90 40ZM217 41H218V43H217ZM243 41V42H242ZM256 42V43H257ZM6 43H9L10 44V46H8L9 44H6ZM48 43H50V42H48ZM60 43V42H59ZM109 44L110 43V41L109 42H104V44ZM11 44H12V46H11ZM16 44V45H15ZM97 44V42H95V45ZM98 44H102V46H103V48H102V46H101V48L100 47H96V48H94V49H91L92 50V52H90L89 53V51H91V50H89L88 48L89 47H91L92 45L90 44V45H87V46H81V45H75V47H74V49L73 48H69L68 47V49L69 50H64L65 51V53L64 52H58V50H60L61 48L59 47H57V51H51V52H48L45 56H44V58H43V61L42 62H40L39 61V59L38 60H36V62H35V60L33 61V63L32 64H34V62L35 63H43V64H45L46 62L48 63V64H50V66L49 67H46L45 68V70L46 71H48L49 73H51L50 75H54V74H56V73H58L59 71H62L63 73H64V71H66L67 70V72L69 73V72H71L72 74H70L69 76H70V78L68 77V78H66V79H64L65 81H68V80H70V81H68V82H72V81H74L75 82V80H76V82L77 81H80V79H81V83L79 82V83H70L68 86H66L67 87V91H77V90H82L83 88H84V86L87 84L86 83V81L88 80V78L90 77V76H94V78H99L98 80H96L97 82V84H95V87H96V85H99V84H103L104 83V81H103V83H102V79H100V77H99V75L98 74H100V75H103L102 77H104V75H105V78L107 79V77L106 76H108L109 75V78H108V81H107V83H106V80H105V83H104V85H106L105 87H104V89L105 90H107V91H109V92H111V96H119V97H117L118 99H121V100H123L124 98H123V94H120V92L119 91H117V90H115L116 89V87H115V85H114V82L113 83H111L113 80H114V78H112V77H115V76H117V73H115V75H114V73H110V74H105L104 72H107L106 70H104V67H102L101 65H102V62L103 61H105V56H104V58H103V56H101L102 54V52L104 51V50H107V49H109V48H105V46L103 45V43H98ZM249 44V45H248ZM261 44V45H260ZM129 45H132V44H129ZM134 45V44H133ZM6 46V47H5ZM117 46V47H118ZM9 47V48H8ZM46 47V46H45ZM120 47V48H121ZM23 48H25V50H23ZM27 48V49H26ZM29 48V49H28ZM64 48H66V47H63L62 49H64ZM83 48H85V51H86V53L84 54V57H83V59H82V57L81 58H78V60L77 61H75V63L76 62H78V64H80L81 66H82V64H83V67H80V65H78V64H74V63H71L70 61H69V59H67V60H65V61H62V62H59L60 61V59H59V57L62 55V54H66V56H67V58H70L71 56H79V54H80V56H82L81 55V51H83ZM98 48H100V49H98ZM105 48V49H104ZM119 47H118V49H120ZM170 48H173V47H170ZM169 48V50H171ZM197 48V49H198ZM239 48H241L240 46H239ZM238 48V49H239ZM14 49V50H13ZM16 49V50H15ZM20 51H19V50ZM45 49V48H44ZM242 49V48H241ZM249 49V48H248ZM6 50V51H5ZM230 50V51H229ZM152 51V50H151ZM151 51H143L142 52V56L144 55L145 56V53L147 54V53H150ZM166 51H168V50H166ZM250 51V50H249ZM32 54H30V53ZM101 52V53H100ZM159 51H157L156 53H158ZM164 52V51H163ZM195 52H197V50L195 51ZM236 52V51H235ZM19 53V54H18ZM161 53V52H160ZM4 54V55H3ZM8 56H6V55ZM16 54V55H15ZM99 54V55H98ZM101 54V55H100ZM19 55H21V58H20V56ZM25 55V56H24ZM30 55V56H29ZM215 55V56H214ZM223 55V56H222ZM236 55V56H237ZM23 56V57H22ZM98 56V57H97ZM209 58H208V57ZM14 57H17V58H14ZM29 57V58H28ZM100 57H102V59H100ZM6 58V59H5ZM9 60H8V59ZM14 58V59H13ZM97 58H99V59H97ZM4 59V60H3ZM11 59V60H10ZM13 59V60H12ZM17 59L20 61L19 63L18 62H16L17 61ZM26 60V61H25ZM79 60L81 61L80 63H79ZM86 61V62H85ZM94 61H96V64H98V65H96V64H93V63H95ZM100 61V62H99ZM195 61V62H194ZM6 62V63H5ZM13 62H15V63H13ZM21 62L23 63V64H21ZM59 62V63H58ZM83 62V63H82ZM13 63V64H12ZM87 64L86 66H85V64ZM232 63V62H231ZM19 64H20V66L21 67H19ZM56 64H58L60 67H58V68H55V65ZM71 64H73V65H71ZM181 64V66H180V69H178L177 67L178 66H176V67H174L171 71H170V76H171V74L172 73H177V74H179L176 78H169V81H168V84H171V80H174V84L175 83H179V82H181V80H180V78L182 79V82L184 81V78L185 77H187L186 76V70L187 69H190V68H188V66L187 65H185V63L184 62H182V63H179L178 65H180ZM78 65V66H77ZM93 65H96V68L94 67V69L92 68L93 67ZM73 66V67H72ZM74 66H76V67H74ZM198 66V67H197ZM24 67L26 68V69H24ZM90 67V68H89ZM32 68V67H31ZM82 68V69H81ZM88 68V69H87ZM201 68V69H200ZM95 69H96V71H95ZM101 69V70H100ZM175 69V70H174ZM74 70H75V72H74ZM178 70V71H177ZM203 70V67H202V65H196L195 67L193 66L192 67V69H190V71L189 72H191L194 76H195V78L197 79V77L198 76H200V75H202V76H205L204 75V73L205 72H208L207 70L204 72V73H201V71ZM101 71V72H100ZM103 71V72H102ZM173 71V72H172ZM23 72V73H22ZM24 72H26V73H24ZM59 73V76H61V74H63V73ZM183 72V73H182ZM22 73V74H21ZM66 73V72H65ZM101 73H103V74H101ZM182 73V74H181ZM24 74H25V77H24ZM67 74V73H66ZM68 75V74H67ZM188 75H190V76H188V78L189 77H192L191 76V74H188ZM7 76V77H6ZM22 76V77H21ZM58 76V77H59ZM66 76V75H65ZM96 76V77H95ZM123 76V75H122ZM122 76H118L117 78L119 79L118 80V82L122 79ZM62 77V76H61ZM74 78V79H72V78ZM81 77V78H80ZM88 77V78H87ZM120 77H121V79H120ZM206 77V76H205ZM207 77H211V75H207ZM16 78H18V79H16ZM60 78V77H59ZM76 78V79H75ZM93 78V77H92ZM212 78H214V77H212ZM232 78V79H231ZM57 79V78H56ZM78 79V80H77ZM112 79V80H111ZM231 79V80H230ZM24 80V81H23ZM51 80V79H50ZM62 81V82H65V81ZM99 80H100V82H99ZM232 80H234V83H232ZM254 80V81H253ZM82 81H85L84 83L82 82ZM229 81V82H228ZM252 81H253V83H252ZM60 84H59V83ZM62 82L61 81H55V79L52 81V84L53 85H56V86H59V85H61L62 84ZM58 83V84H57ZM65 83H67V82H65ZM84 85H83V84ZM154 83V82H153ZM219 83L220 82H213V83H211V84H214V86H215V88L216 89H218V90H221V89H225V85H220L219 86ZM248 83V84H247ZM73 86L74 85V87L73 88H69V86ZM122 86H123V84H121ZM249 85V86H248ZM71 86V87H72ZM91 85H89L88 86V89L90 90L91 89V87H90ZM109 86V87H108ZM154 86L155 85H153V89H154ZM219 86V87H218ZM39 87V86H38ZM60 87V86H59ZM65 87V88H66ZM83 87V88H82ZM174 87H176V86H174ZM85 88H87L86 86H85ZM114 90H113V89ZM229 88V87H228ZM264 88V87H263ZM31 89V91H32V89L33 88H30ZM186 88H184V90H185ZM251 89V90H250ZM226 90V89H225ZM241 90V91H240ZM88 91V90H87ZM153 91V90H152ZM156 91V90H155ZM173 91H175V92H177V89L176 88H173ZM181 91H183V90H181ZM199 91V90H198ZM255 91V92H254ZM174 92V93H175ZM183 92H186V91H183ZM222 92V93H221ZM187 93V92H186ZM186 93H184V95L186 94ZM230 93V94H229ZM117 94V95H116ZM120 94V95H119ZM188 94V93H187ZM197 94H199V95H197ZM232 94V95H231ZM253 94H254V96H253ZM154 95H156V94H154ZM255 95H256V98H255ZM191 95L189 94L188 95V97H190ZM194 97H198V96H200V92H197L196 94H194L193 95ZM260 96V97H259ZM80 98H82L83 99V101H84V99H85V96H76V100L78 99H80ZM229 98V99H228ZM262 98V99H261ZM60 99V105H62V106H60L58 103H57V107H60V109H61V107H64V106H68L69 105V101L67 100V99H65V97H60L59 98ZM58 99V100H59ZM112 99V98H111ZM246 99V100H247ZM254 99H256L257 100V102H254L253 103V101H254ZM173 100V99H172ZM187 99H185V101H183L182 103L183 104H185V106L187 107V106H191V104H195V103H193L192 101H190L189 102V100H187ZM255 100V101H256ZM68 101V102H67ZM103 101H104V99H103ZM227 101V102H226ZM102 102V101H101ZM185 102V103H184ZM242 102H243V104H244V100L243 101H241L240 103L242 104ZM110 103V101H108V102H105L104 104H98L96 107H100V111H102L103 110V114H105L104 116H106L107 114L106 113H104L105 112V106H107L108 104ZM252 103H253V105H252ZM256 104V105H255ZM104 105V106H103ZM222 105H223V107H222ZM202 105L200 104L199 105V107H201ZM86 107L89 109V111L91 112V111H97V109H95V107H93L92 106V104L89 106V104H86ZM199 107H197V108H199ZM217 107V108H216ZM245 107V106H244ZM66 107H64V109H65ZM68 108V110L70 109H75V106H70V107H67ZM202 109H203V107H201ZM219 108V109H218ZM64 109H63V111H57V112H55V114H53V116H49V118L48 119H43V121L42 120H31V121H29L28 120V118H24V120H22V121H26L27 120V122L25 123V124H23V123H20L21 122V120H20V122L18 121L17 123H14V126H16V127H14V129H11V130H5L6 129V126H5V129L3 130V131H0V137L1 138H4L5 137V139L4 140H2L3 141V143H1V144H3L4 146H5V148L7 147V148H9V149H11V150H16V151H25V150H27L28 148H29V146H30V143H32V140H31V137L30 136H27V132H28V130L29 129H33L34 127L35 128H39V127H37V126H43V125H46V124H53V123H55L56 121H58V120H60V119H62V118H64L65 117V115H68V114H70V112L69 113H67V109H65V111H64ZM223 109H225V110H223ZM12 110V108H10V107H6L5 109H3V112H10ZM28 110V108H26V110L25 109H21V111H23V112H25V111H27ZM222 110V111H221ZM248 110H249V108H248ZM73 111H75V112H77L76 110H73ZM239 111H241V113L239 112ZM45 112L47 113V114H50L51 112H50V110H49V108L48 107H46V109H45ZM62 112V113H61ZM189 112H192V109L189 111ZM221 112V113H220ZM227 112V113H226ZM237 112H239V114H237ZM96 113V112H95ZM102 113V112H101ZM218 113H220V114H218ZM234 115H233V114ZM45 114V113H44ZM228 114H230V115H228ZM243 114V115H242ZM55 115H57V116H55ZM226 115H228V116H226ZM246 115H247V117H246ZM104 116H102L101 117V119L102 118H105ZM217 116V117H216ZM222 116H224V117H222ZM230 116H231V118H230ZM226 117V118H225ZM238 117V118H237ZM53 118V119H52ZM151 118H153V116L151 115ZM234 120H233V119ZM26 119V120H25ZM51 119V120H50ZM225 119V120H224ZM227 119V120H226ZM243 119V120H242ZM46 120H48L47 122H46ZM238 120V121H237ZM34 121V122H33ZM198 121V122H197ZM202 121V122H201ZM240 121H241V123H240ZM48 122H50V123H48ZM33 123V124H32ZM36 123V124H35ZM198 123V124H197ZM230 123V124H229ZM232 123V124H231ZM235 123V124H234ZM238 123V124H237ZM243 123V124H242ZM79 124V123H78ZM100 124L101 125H105V123H103L102 121H100ZM202 124V125H201ZM222 124V125H221ZM226 124V125H225ZM228 124V125H227ZM241 124V125H240ZM32 125V126H31ZM144 125V124H143ZM218 125H219V127H218ZM221 125V126H220ZM238 125H240V126H238ZM22 126V127H21ZM29 126V127H28ZM207 126V127H206ZM93 127V126H92ZM231 127V128H230ZM99 128V125L98 124H96V122H95V125H94V127L93 128H90V129H92L91 130V132H89V134H88V136L90 137V139H91V136H92V134L93 135H97L98 137H100V139L102 138L103 140H105V138L108 136V134H104L102 137H101V133H99V131H97V129ZM230 128V129H229ZM233 128V129H232ZM259 128V127H258ZM258 128L257 129H255V130H253V131H255V132H252V133H249L248 134V136H250V135H252L251 137H253L254 136V138L256 137V136H258L259 134H260V132H258ZM84 130L86 129V128H83ZM88 129V128H87ZM14 130V131H13ZM220 130H222V131H229L230 133H231V135L232 136H230L229 138H227V140H233V141H231V142H229V143H224V144H227L226 146L225 145H223V143L220 141V140H222V138H224V137H222L221 136V134L219 133L220 132ZM232 130H233V132H232ZM1 132H3V133H1ZM94 132V133H93ZM219 134V136H217L216 134ZM249 132V131H248ZM239 133H242V134H239ZM246 133V132H245ZM4 134V135H3ZM25 134V135H24ZM99 134V135H98ZM101 134V135H100ZM238 134V135H237ZM247 134V133H246ZM21 135V136H20ZM91 135V136H90ZM214 135V136H213ZM4 136V137H3ZM18 136V139H16L15 137H17ZM27 136V137H26ZM85 136V137H84ZM88 136H87V134H85V133H83V132H81V138L82 137H84V138H82V139H79V140H77V141H73V139L72 140H69V142H72L73 141V144L77 147V153H74L75 155H76V158H78V159H85V157L88 155V154H91V155H93L96 151H97V148H100V147H95L94 145V147L92 148L91 146H90V149H83L84 147H85V144H83V142L85 141V143H87V141H88ZM97 136H95V137H97ZM213 136V137H212ZM23 137V138H22ZM25 137L27 138V139H25ZM97 137V138H98ZM13 138V139H12ZM70 138H72V137H70ZM198 138V139H197ZM211 138H212V141H211ZM221 138V139H220ZM23 140V142H22V140ZM87 141H86V140ZM89 139V140H90ZM21 140V141H20ZM29 140V141H28ZM116 140V139H115ZM187 140V139H186ZM18 141V143H16ZM78 141H82L81 143H79ZM111 142H110V145H111V143H112V141L113 140H110ZM116 141H118V140H116ZM195 141H198V142H195ZM220 144V147L221 148H219V147H217V146H219V144H217V142ZM234 141H236V142H234ZM14 142H15V145L12 147V145L11 144H14ZM27 142V143H26ZM69 142L67 143V144H69ZM75 142L77 143V144H75ZM104 142V141H103ZM209 142V143H208ZM233 142V143H232ZM249 142V143H248ZM94 143H96L95 141H94ZM205 143H207V145L205 144ZM28 144V145H27ZM100 145H101V147H102V143H99ZM209 144H210V146H209ZM229 144V145H228ZM247 144H248V147H250V151H249V153L248 154H246V149L248 148V147H246L247 146ZM96 145H98V144H96ZM99 145V146H100ZM103 145H105V143L103 144ZM205 145V146H204ZM211 145H212V148H211ZM222 145H223V147H222ZM187 146V145H186ZM215 146V147H214ZM231 147V148H233V150H235L236 151V156L237 155H239L240 157H241V159H239L238 157H236L235 155H234V160L233 161H231V160H229L230 162H228V161H226L225 160V164H227V165H225L224 166V168L222 167V169H220L221 170V172H220V170H219V168L220 167H217L216 165L214 166V165H211V162H213V163H215L216 161L214 160V159H216V158H218L219 157V154H217V153H219V152H221L220 153V156H222L223 154V152L225 151V149L227 148V147ZM27 147V148H26ZM59 147H64L65 148V144H63V145H61V146H59ZM70 147H72L71 145L70 146H68L67 148H66V150L63 152V153H65L66 151H67V149L68 148H70ZM194 147V148H193ZM196 147V148H195ZM201 147V148H200ZM204 147V148H203ZM210 148L212 149V151L210 150ZM217 148V149H216ZM21 149H23V150H21ZM195 149H196V151H202V150H207L206 152L204 151V154H203V152H199L200 154H202L203 156H201V158H204V156H205V158H207V159H203L204 161L201 163V164H199V165H197V166H194V165H190V161H192V160H194V159H196V157H195V154L193 155V152L195 151ZM101 150V149H100ZM99 150V151H100ZM224 150V151H223ZM255 150H257L258 152L259 151H261L260 153H256L255 152ZM217 151V152H216ZM4 152V151H3ZM238 152H239V154H238ZM1 153H2V150H1V152H0V155H1ZM104 153H105V150L104 149H102V151L100 152V154H99V156H101V155H104ZM195 153V152H194ZM206 153H208V156H207V154ZM211 153V154H210ZM67 154V153H66ZM65 154V155H66ZM60 156L62 155V153H60L59 154ZM65 155H62V157L60 158V160L57 158V159H55V161L57 160V161H62V160H65V161H69V158L68 157H65ZM156 155H158V154H156ZM243 156V159H242V156ZM245 155V156H244ZM130 156H132V155H130ZM136 156L141 160V162H136L134 165H132L131 166V172L132 173H130L129 172V170H128V172H127V177L126 176H124L123 178H118L117 180H119V184L121 185V186H123V187H125V185H128V186H130V184L132 185V187L134 188H136L137 186H139V185H142V187H139V188H136L137 190H138V193H135V194H130V193H132V192H130V193H128V194H126L125 196H124V198H128L127 200H126V203H128V201H129V203L128 204H130V205H132L133 206V210L131 211V212H127L129 209H128V205H118L117 206V208H118V210H119V212H121V211H124V210H126V212L130 215V216H132V214L135 212V214H133V216L132 217H129V215L126 213L124 216H122L121 217V220H120V222H122V223H120L119 221H117V224L115 225L114 223H112V222H114L113 220H112V222H110V225H108V228L106 227V224H105V228H106V233H109L110 231L112 232V230H108V229H110L111 227L110 226H112V224H114L113 225V228H120V229H123V227H124V225L126 226V222H127V220L128 219H135V220H137V221H139V223H141V221L140 220H138V219H136V218H134V217H136V216H138L137 214L138 213H140L139 215H140V217L142 216H146V213L147 212H152V213H154L155 211H153V209L155 210V208H156V211L157 210H159V212H160V210L162 211V209H163V207H162V205H159L158 203H154V196L152 197V195H150V193L147 191V183H145L144 182V184L142 183V181L139 183L138 182V180L140 181L141 179H143V176H144V179H146L145 177H146V175L147 174H145L144 173V168L146 169V166H145V159L143 158V157H140V156H138L137 154H134L133 155V157H134V160H139L138 158H136ZM143 156H144V154H143ZM188 156V157H187ZM198 156H199V154H198ZM209 156H212V157H209ZM145 157L147 158V154L145 155ZM160 157L163 159V160H161V159H158V162H160L159 164H157V163H154V164H156L155 166H154V164H153V162H152V155H151V158L149 159V161L151 162L150 164H149V167L151 168V167H158L159 165H162L164 162H166L167 160H164L165 158H164V156H162V155H160ZM159 157V158H160ZM249 157V158H248ZM254 157H257L256 159H254ZM259 157V158H258ZM177 158H179V160L177 159ZM260 158H263V160L262 159H260ZM102 159H103V156H102ZM189 159V160H188ZM209 159H212L213 161H211V162H209ZM258 159V160H257ZM24 160V161H23ZM23 160H18V161H20V163L18 162V163H16V164H13V162L11 163V164H9L8 165V167H10L9 169H8V171H7V175H8V177L10 176V177H12V170L15 168V166L16 167H18L19 166V168L21 169V165H23L24 163L23 162H25V163H29V162H33L34 163V161H35V158L32 160V159H30V158H25V159H23ZM27 160V161H26ZM97 160V159H96ZM95 160V161H96ZM236 160H239V162L238 161H236ZM253 160H254V162H253ZM133 160H131L130 162H132ZM143 162V163H142ZM162 162V163H161ZM260 162V163H259ZM22 163V164H21ZM13 164V165H12ZM147 164V163H146ZM185 165V166H184ZM137 166H139V167H136ZM181 166V167H180ZM86 167H87V165H86ZM86 167H84V168H86ZM89 167V166H88ZM182 167H183V169H182ZM241 169H240V168ZM251 167V168H250ZM40 169H42L43 168V166H40L39 167ZM218 168V169H217ZM254 168H255V170H254ZM262 168V167H261ZM240 169V171H238ZM248 169V170H247ZM264 169V168H263ZM251 170V171H250ZM92 171V170H91ZM91 171H90V173H91ZM134 171H136V172H134ZM139 171H140V173H139ZM225 171V172H224ZM254 171V172H253ZM258 173H257V172ZM87 172H89V168H87L86 169V171H84V172H79V173H81L80 175H79V173L78 174H75L71 179H77L76 177L78 176H83V174H86ZM138 172V173H137ZM141 172L143 173V174H141ZM216 172V173H215ZM218 172V173H217ZM248 172H251V173H254L253 174V178L254 179H256L255 180V184H253L252 183V181H251V179H243V177H246L247 176V174H248ZM9 173H10V175H9ZM92 173H94V172H92ZM129 173H130V175H129ZM187 173V174H186ZM220 173V174H219ZM224 173V174H223ZM32 174H34V172L33 173H27V174H25V175H23L24 177H21L23 180H25V179H29V178H31V176H32ZM56 174V173H55ZM125 174V173H124ZM133 174V175H132ZM145 174V175H144ZM181 174V175H180ZM196 174V175H195ZM261 174H263V176L261 175ZM57 175V174H56ZM114 175H117L116 173L114 174ZM141 175H142V178H141ZM223 175V176H222ZM260 175V176H259ZM81 176V177H82ZM93 176V175H92ZM166 176V177H165ZM169 176L171 177V178H169ZM226 176V177H225ZM96 177V178H95ZM95 177H94V179H88L87 180V182H86V185L87 186H85V188L81 191V192H83V191H85V190H88L89 188H92V189H94L93 188V186H95L96 185V183H98V173H96V175H95ZM135 177V178H134ZM221 177V178H220ZM225 177V178H224ZM257 177V178H256ZM261 177H262V179H263V181L261 180ZM20 178V179H21ZM57 178V179H56ZM129 178H131V179H129ZM136 178H138V179H136ZM167 178V179H166ZM191 178H192V180H191ZM222 178H224V179H222ZM134 179H135V181H136V183H135V181H134ZM153 179V178H152ZM163 179V180H164ZM55 180V181H54ZM58 180H59V177L58 176H55V178L50 182V185H51V183H52V185H51V187L54 185V188H56L57 186H58V184L60 185V183L58 182ZM97 182H96V181ZM125 180V181H124ZM146 181H148V180H146ZM203 181V180H202ZM125 182V183H124ZM135 183V184H133V183ZM149 182H150V184L152 183V184H154L155 182L157 183V181H155L154 179L153 180H149ZM195 182V181H194ZM13 184H15V182L13 181L12 182ZM65 183V182H64ZM64 183H61L62 185L64 184ZM92 183V184H91ZM117 183H118V181H117ZM142 183V184H141ZM13 184H10L11 185V187L13 186ZM116 184V183H115ZM182 184V183H181ZM186 184V185H185ZM10 185L9 186H6V188H5V190H7L8 189V187L10 188ZM66 185V187H68V185L67 184H65ZM146 185V186H145ZM171 186H173L172 184H170ZM78 186H79V184H78ZM181 186V185H180ZM209 186V185H208ZM241 186V187H240ZM14 187V186H13ZM96 187V186H95ZM211 187V186H210ZM86 188H88V189H86ZM132 188V189H133ZM92 189H89L90 191H89V196H91V197H93V194H94V192H95V190H92ZM132 189H130V190H132ZM141 189V190H140ZM230 189V190H229ZM92 191H94V192H92ZM55 192V191H54ZM197 192H203L201 189H199V190H197ZM30 191L25 195V196H29L30 195ZM158 193H160L159 191H156V190H154L153 191V195L154 194H158ZM211 193H215L214 194V196L213 197H211L210 195H212ZM249 195H248V194ZM52 195H53V191H52ZM106 195L109 197V194H108V192L106 193ZM113 195H114V193L113 194H111L110 195V197H113ZM117 196H118V194H116ZM128 195H131V196H134V200H132V198H130V197H128ZM136 195V196H135ZM62 196V194L60 195V194H57L56 195V197L57 198H60ZM186 196H188V194H186ZM74 197H76V196H74ZM109 197V198H110ZM114 197H116V196H114ZM145 199H144V198ZM186 198V197H185ZM101 200L102 199H106L107 200V197L106 196H104V197H101L100 198ZM136 199H138V200H136ZM144 199V200H143ZM187 199V198H186ZM243 199H245V200H243ZM256 199V200H255ZM66 201H67V205H69L68 203H70L69 202V199H65ZM93 200L95 201L92 205H93V207L95 208V210H93L92 209V207L90 208V210L92 211V213H96V210L98 211V210H102L103 209V211H104V208L106 209V207L108 208V209H110V213L109 214H112V215H109L110 217L108 218V219H112V217H113V212H111V208L110 207H108V206H106V202L107 203H111V200L109 201V200H105L106 202H104L103 204H104V208L103 207H101L100 208V201L98 202V199L96 200V197H95V199L93 198ZM146 200H148L147 202H146ZM152 200V201H151ZM138 203H137V202ZM228 201H230V202H228ZM254 201H256V202H254ZM97 202V203H96ZM131 202V203H130ZM232 202V204L234 203V205H237L239 202V204L237 205V207H240L241 206V208H239V209H237V210H232V211H224L223 210V207H221V205L223 204H227V205H225V207L226 206H228V203H231ZM246 202V203H245ZM74 203V202H73ZM140 203V205H137V204H139ZM143 203V204H142ZM145 203H147V204H149V206H155V208L152 206V208H147L146 209V207H149L148 205H146ZM248 203H250V205H251V208H250V205H248ZM254 203H256L255 205H253ZM66 204H64V207L62 208L63 210H64V208H66L67 207V205ZM141 204H142V206H141ZM158 204V206H156V205ZM241 204H247V208H246V205L245 206H243V205H241ZM65 205H66V207H65ZM170 206V208L172 209L173 207H174V203H171V204H169ZM63 206V205H62ZM146 206V207H145ZM89 207H90V205H89ZM135 207V208H134ZM138 207H139V209H138ZM140 207L141 208H143V209H140ZM160 207V208H159ZM40 208H41V206H40ZM53 208H54V210H55V212H57V216H59V215H62V213H59V211H57V209H56V206L54 207L53 206ZM60 208V209H61ZM126 208V209H125ZM61 209V210H62ZM128 209V210H127ZM149 209L151 210V211H149ZM248 209V210H247ZM121 210V211H120ZM139 210V211H138ZM141 210V211H140ZM142 210H147V212L145 213V211L143 212ZM173 210V209H172ZM221 210V211H220ZM69 211H72V210H69ZM93 211H95V212H93ZM67 212V211H66ZM72 212H74V211H72ZM145 213V214H144ZM157 213H158V211H157ZM162 213V212H161ZM248 213V214H247ZM144 214V215H143ZM214 214H218L219 215V219H214L213 217H214ZM250 214V215H249ZM64 215V214H63ZM164 215H165V213H164ZM26 216V215H25ZM29 216H31L32 217V219L34 218V215H29L28 214V216H26L25 217V219L26 218H28ZM90 216V215H89ZM105 216V215H104ZM126 216V217H125ZM127 216H128V218H127ZM31 217H29V218H31ZM81 218L83 219V218H89V217H87V215H86V213L84 214V213H82V216H81ZM124 218V219H123ZM137 218H139V217H137ZM11 219V221L13 220L14 221V217H11L10 218ZM10 219L9 220H7V224H4L5 225V229L3 230V231H6V232H11V233H13V230L15 229L14 227H13V225H15V224H17V223H19L18 221H16V222H14L13 223V221L12 222H10ZM123 219V220H122ZM127 219V220H126ZM155 221L153 222V223H156V222H159V221H162V220H164V219H166V220H168L169 221V217L168 216H164V217H159V216H155L154 218H153ZM256 219H258V220H260V219H262V221H264V216H260V217H256ZM34 220V219H33ZM75 220H77L76 219V217L74 216L73 218H71L70 220H69V225L67 226V227H65V228H70L71 227V223H72V225H74L75 223H73ZM125 220V221H124ZM172 221L174 222V220L172 219ZM119 222V223H118ZM12 223V224H11ZM9 224L11 225V226H9ZM53 224H55V223H53ZM92 224H93V222H92V220H91V217H90V231L91 230H93L94 229V227H92ZM108 224V223H107ZM142 225H144V224H142ZM141 225V226H142ZM70 226V227H69ZM140 226V227H141ZM206 226H210V227H212L213 228V230H214V232L213 233H209V236H207L209 239H207V240H204V243H201V240H198V238H199V236L201 235V232L202 231H206L207 230V228H206ZM230 226V227H229ZM229 226H227L226 227V229H228V228H233L234 227V224H229ZM55 226H53V228H54ZM127 227V226H126ZM8 228V229H7ZM13 228V229H12ZM53 228H51L52 230H53ZM79 229V228H78ZM112 229V228H111ZM251 229L248 231V232H251ZM81 230H83V231H81ZM79 231H81V233H84L85 231H86V228L84 227V226H82V228L81 229H79ZM259 231V232H260ZM48 232V230L46 231V233ZM94 232H96V231H94ZM92 233V231H91V233H92V235L94 234V235H97V234H95V233ZM140 232H141V229H140ZM5 233V232H4ZM11 233H10V235H11ZM96 233H98V232H96ZM133 233H134V231H133ZM136 233H139V232H136ZM103 234V233H102ZM99 235V234H98ZM88 236H90V235H88ZM179 236H181V235H179ZM9 238H13L12 236L11 237H9ZM2 239H4V238H2ZM2 239H0V240H2ZM12 241V240H11ZM11 241H8V242H10L11 243ZM22 241L23 242H25L26 240H25V238H22ZM7 242V244L8 245H4L3 247H2V249L0 248V250H4V255H7L9 252H10V250H11V244L10 243H8ZM17 242V241H16ZM18 242H20V241H18ZM14 243H15V241H14ZM180 243H182V245H180ZM201 243V244H200ZM184 244H186V245H184ZM160 245H162L161 243L160 244H158L155 248V250L153 251V252H148V254L146 255V257L145 258H143L142 257V255H144V254H140L139 256H137V257H135V258H133L134 259V261H132V260H129L128 259V261H130V262H132V263H134V264H146L147 262V264H150V263H152V261L154 260L153 258H159V256H162V255H165V250H164V252H163V254H160L161 252L159 251V246ZM261 245H263L264 246V240H262V242H261ZM8 246V247H7ZM200 246V247H199ZM211 246V247H210ZM260 247V246H259ZM12 248H14V247H12ZM245 249H247V250H245ZM6 250V251H5ZM119 250V249H118ZM218 251H220L219 249H217ZM216 250V251H217ZM243 250H245V251H243ZM167 251V250H166ZM188 253V251H191V255H187L186 256V253ZM119 252V251H118ZM194 252V255H192V253ZM217 252H215V254H216ZM115 255V253H113V254H111L109 257H110V259L109 260H104V262H101V263H99V264H105L106 263V261H107V263L106 264H128L127 262H125V261H122V262H116V261H112V259H113V257L112 256H114ZM116 256V255H115ZM114 256V258H116ZM141 256V257H140ZM183 256H185V257H187V260L186 261H183V260H180V257H183ZM168 257V256H167ZM175 257V258H174ZM147 258V259H146ZM178 258V259H177ZM92 259H94V257H92ZM104 259V256H102V260ZM195 259H196V261H195ZM111 260V261H110ZM123 260V259H122ZM120 261V260H119ZM248 262V263H244V262ZM89 261H86V263H88ZM96 262V260H92V261H90V264H93V263H95ZM125 262V263H124ZM173 262V263H172ZM30 263H32L31 261H27L26 262V264H30ZM68 264V263H67ZM70 264H76V262H75V260H73V261H71V263ZM79 264V263H78ZM130 264V263H129Z\"/></svg>",
  "mask_w": 264,
  "mask_h": 264
},
{
  "label": "snow or ice",
  "instance_id": "6c2138e0",
  "mask_svg": "<svg viewBox=\"0 0 264 264\" xmlns=\"http://www.w3.org/2000/svg\"><path fill=\"white\" fill-rule=\"evenodd\" d=\"M133 51L134 50L130 49L127 53H123L121 55L130 58L131 55H132V53H133ZM113 64H114L115 67H120L121 66V59H120L119 56L117 57V59L113 60ZM197 95H199V94H197ZM157 134L159 135L160 133H157ZM261 167L264 168V161L261 162ZM243 179H251L252 183L255 184V179L252 177V173L251 172H248L247 176L246 177H243ZM184 191L185 190L182 188L181 189V192L184 193ZM259 191L260 192H264V185H262V186L259 187ZM261 199H264V197H261ZM221 206L223 207L224 205H221ZM183 218L185 220H188L189 219L187 216H184ZM213 218L214 219H219V215L218 214H214V217ZM206 228H207L206 231H202L201 232V235H203L205 237L209 236V233H213L214 232V230H213L212 227L206 226ZM180 235L183 236L184 235V232L181 231L180 232ZM221 235H223V234H221ZM224 239H227V237L225 236ZM169 247H171V245H169ZM217 249H219L220 251L226 252V254L229 255V256L236 255L235 252L227 251L226 246L223 245V244H221L219 241L217 242L216 248H214L213 250L207 251L206 253H204V255H206L209 258H212V257H214L215 252H216ZM180 260L186 261L187 260V257H180ZM260 264H264V260H262L260 262Z\"/></svg>",
  "mask_w": 264,
  "mask_h": 264
},
{
  "label": "water",
  "instance_id": "95a60500",
  "mask_svg": "<svg viewBox=\"0 0 264 264\" xmlns=\"http://www.w3.org/2000/svg\"><path fill=\"white\" fill-rule=\"evenodd\" d=\"M130 49L134 50V51H133V53H134L136 47H135V46H132V45H128V46H126L122 51H119V52L114 53V54L112 55V57H111V61L113 62V60L117 59L118 56L120 57L121 62H122L124 59H130V58L132 57L133 53H132V55H131L130 58L121 55V54H123V53H127Z\"/></svg>",
  "mask_w": 264,
  "mask_h": 264
}]
</instances>
